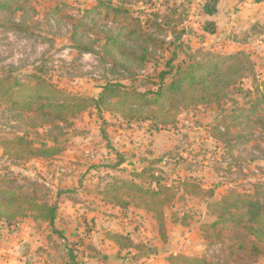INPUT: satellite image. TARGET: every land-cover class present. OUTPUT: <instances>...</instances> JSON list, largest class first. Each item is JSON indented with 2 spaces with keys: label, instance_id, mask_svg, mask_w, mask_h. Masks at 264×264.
<instances>
[{
  "label": "rangeland",
  "instance_id": "rangeland-1",
  "mask_svg": "<svg viewBox=\"0 0 264 264\" xmlns=\"http://www.w3.org/2000/svg\"><path fill=\"white\" fill-rule=\"evenodd\" d=\"M205 2L14 0L13 9L22 11H0V83L35 85L37 76L98 99L109 83L156 92L163 73L169 84L179 67L209 54L218 60L244 52L250 61L241 84L213 104L182 109L168 127L124 118L122 105L92 106L67 122L46 124L0 101V179L57 207L54 226L32 216L0 219V264H171L179 255L209 264H264L262 256L250 260L235 249L233 235L214 226L217 217L208 209L232 193L264 202V94L257 88L264 82V38L240 50L232 36L220 42L204 30L211 21ZM129 24L152 36L144 64L127 54L137 49ZM17 136L35 148L58 139L62 152L51 159L12 156L2 141ZM155 178L174 195L164 207L163 235L137 194L110 190L122 183L158 189ZM116 195L129 203L126 211L107 202ZM115 234L131 237L134 247L121 250Z\"/></svg>",
  "mask_w": 264,
  "mask_h": 264
},
{
  "label": "trees",
  "instance_id": "trees-1",
  "mask_svg": "<svg viewBox=\"0 0 264 264\" xmlns=\"http://www.w3.org/2000/svg\"><path fill=\"white\" fill-rule=\"evenodd\" d=\"M219 2L220 0H206L203 12L209 17L215 16ZM13 6L14 0L0 1V11L8 10L15 13L23 10L22 6L18 9H13ZM102 6L104 5L101 4L93 11L98 12ZM108 8L114 13H120L119 11L122 10L114 9L109 5ZM128 28L130 34L136 37L137 49H130L127 54L131 60L144 64L148 59L149 42L153 41L152 36L144 33L139 25L129 24ZM204 30L214 35L217 25L214 21H208L204 25ZM78 48L82 52L91 51L89 47L78 45ZM227 62L229 64L224 67ZM249 63V57L244 52H238L222 59L218 58V60L209 54L206 59L192 63L185 69L179 67L169 84H165L168 73H163L162 85L156 92L130 91L121 83H109L103 88L98 99L66 93L36 76L35 85L21 84L18 81L14 84L12 82L0 83V101L10 103L12 109L21 108L23 112L32 113L46 124L67 122L69 118H76L92 106L99 109L101 105L110 107L122 105L127 112L124 118L153 120L156 121L157 128L159 125L168 127L176 123L175 116L182 109L213 104L217 96L241 84ZM257 88H262L264 94V82ZM151 94L153 98L150 97ZM262 110L264 111V108ZM250 116L249 114L246 118L249 119ZM52 143L53 146L43 143L39 148H35L33 147L34 142L24 136L2 141L5 149L12 150L10 155L14 154L12 156L22 159L54 158L62 152V149L58 139L53 140ZM155 180L158 189L144 188L137 183H122L120 187L112 184L110 190L127 189L137 194L143 200L146 210L157 219L160 234L163 235L165 231L164 207L174 201V195L171 194L169 187H163L157 178ZM114 197L113 200L107 202L126 211L129 203L118 195ZM208 209L217 217L214 226L221 224L222 229L228 230L233 235L235 249L250 260L260 256L264 258V202L251 195L232 193L222 198L221 201L210 203ZM29 216L54 226L57 219V207L46 202H39L26 193L22 187L11 186L7 180L0 179V219L4 218L11 223L13 220ZM112 240L121 250L134 247V242L127 235L115 234ZM233 254L239 253L233 252ZM169 260L171 264H209L203 259L182 255L172 256Z\"/></svg>",
  "mask_w": 264,
  "mask_h": 264
},
{
  "label": "crops",
  "instance_id": "crops-1",
  "mask_svg": "<svg viewBox=\"0 0 264 264\" xmlns=\"http://www.w3.org/2000/svg\"><path fill=\"white\" fill-rule=\"evenodd\" d=\"M210 20L217 25L220 42L232 36L239 50L257 46L264 38V0H220L217 14Z\"/></svg>",
  "mask_w": 264,
  "mask_h": 264
}]
</instances>
